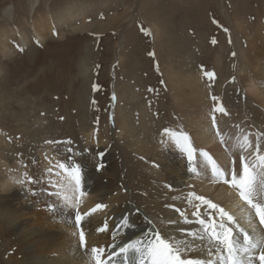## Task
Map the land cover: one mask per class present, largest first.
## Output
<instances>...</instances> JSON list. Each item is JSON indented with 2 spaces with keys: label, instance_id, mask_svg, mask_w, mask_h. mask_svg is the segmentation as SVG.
Returning a JSON list of instances; mask_svg holds the SVG:
<instances>
[{
  "label": "bare ground",
  "instance_id": "6f19581e",
  "mask_svg": "<svg viewBox=\"0 0 264 264\" xmlns=\"http://www.w3.org/2000/svg\"><path fill=\"white\" fill-rule=\"evenodd\" d=\"M238 1L234 15L244 0ZM37 3L30 1L29 13ZM176 3L165 7L162 1L142 0L140 9H151L147 20L155 38L162 34L167 46L179 43L190 51L188 33L169 34L171 21L163 22L173 7H181ZM72 8L56 20L66 23L82 15V10L71 14ZM11 11L7 6L2 13ZM114 21L111 16L94 28H110ZM199 24L195 30L208 28ZM30 29L42 39L43 30L36 31L34 23ZM24 32L16 34L25 47ZM10 38L11 32L0 35L6 44ZM4 52L13 50L5 46ZM182 75L171 82L173 97L180 95L182 103L176 102L180 116L168 132L152 123L145 106L137 122L132 108L117 118L139 155L127 162L123 176L129 194L106 147L99 148L94 163L78 159L75 164L49 151L38 152V160L16 157L0 141V245L12 264H264V79H237L239 101L230 103L220 99L221 80L214 97L208 79L190 69ZM21 130L35 129L13 131Z\"/></svg>",
  "mask_w": 264,
  "mask_h": 264
},
{
  "label": "rangeland",
  "instance_id": "374dc122",
  "mask_svg": "<svg viewBox=\"0 0 264 264\" xmlns=\"http://www.w3.org/2000/svg\"><path fill=\"white\" fill-rule=\"evenodd\" d=\"M30 1L0 0V35L11 32L12 36L8 44L0 41V141L9 144L8 151L16 157L38 160V152L49 151L58 160L94 163L100 158L99 148L106 147L118 169L120 186L129 194L123 176L128 173L127 162L139 155L117 125L120 114L132 108L136 120L145 106L152 123L168 132L180 116L176 102L182 103L180 95L173 97L171 82L184 79L186 70L208 79L214 97L217 81L224 82L220 99L230 103L239 101L237 79H264V0L240 1L237 15L238 0H154L165 7L176 2L181 6L173 7L163 22L171 21L169 34L176 31L172 35L185 37L188 33L190 51L179 43L167 46L162 34L153 36L147 20L152 12L140 9L142 0H38L29 13ZM7 6H12L10 17L2 13ZM71 7V14L82 10V15L58 22V16ZM187 14L192 17L186 18ZM111 16L115 21L110 28L95 30L96 22ZM33 23L36 31L43 30L42 39H35ZM197 23L208 28L195 30ZM84 24L86 29H80ZM74 25L73 31L63 32ZM17 32H24L28 46L20 44ZM5 46L13 53H3ZM133 67L135 72L130 71ZM23 126L35 130L13 131ZM128 201L136 208L130 196ZM0 248V264H12L9 253Z\"/></svg>",
  "mask_w": 264,
  "mask_h": 264
}]
</instances>
